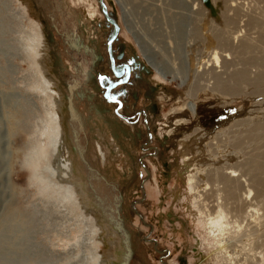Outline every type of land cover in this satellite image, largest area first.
<instances>
[{
  "label": "rangeland",
  "instance_id": "1",
  "mask_svg": "<svg viewBox=\"0 0 264 264\" xmlns=\"http://www.w3.org/2000/svg\"><path fill=\"white\" fill-rule=\"evenodd\" d=\"M69 1L72 15L63 0H0V264H198L207 255L184 206L187 181L179 143L195 134L191 141L202 146L241 117L262 114L254 106L264 96L241 95L256 89L245 84L234 86L238 95L231 98L200 93L198 112L191 115L184 105L190 80L153 83L156 72L125 27L118 0H103L105 7L92 0L97 19L108 27L103 44L97 23L90 24L88 3ZM123 1L129 27L156 43L157 29L182 38L168 30L170 22L190 36L192 46L187 49L185 40V51L201 42L195 39L194 17L183 20L174 13L178 0ZM199 1L203 8L184 3L211 19L209 28L217 33L223 3ZM261 8L248 13L260 18ZM106 12L119 27L117 36ZM241 40L246 41L236 39L234 45ZM212 41L214 49L215 35ZM168 51L163 54L171 59ZM67 158L68 174L72 168L84 178V195L67 191L75 179L49 171ZM259 243L255 238L251 251L258 258Z\"/></svg>",
  "mask_w": 264,
  "mask_h": 264
},
{
  "label": "bare ground",
  "instance_id": "2",
  "mask_svg": "<svg viewBox=\"0 0 264 264\" xmlns=\"http://www.w3.org/2000/svg\"><path fill=\"white\" fill-rule=\"evenodd\" d=\"M83 1L89 5L90 24L94 27L93 23H97L103 44L106 37L104 31L108 27L101 18L97 19L99 12L96 3L92 0ZM178 1L174 6L178 12L174 13L184 17L183 20L194 17L192 21L196 32L195 39L201 41L197 45L194 41V47L188 52L185 51L184 44L186 40L188 42L186 48L190 49L192 46L189 44L190 36L187 32L184 33L180 25L167 21L168 30L174 29L177 38L183 33L182 38L179 37L177 40L172 35L165 36L163 30L157 29L156 34L160 37V42L156 43L152 38L129 27L127 4L123 0H118L125 13V27L128 26L147 63L156 72L152 78L153 83L155 85L166 83V77L178 79L183 84L190 80L191 83L189 82L190 85L185 90V98L188 101H185L184 105L191 115L198 112L199 107L195 100L199 98L200 93L213 92L231 98L238 95L234 86L245 84L256 89L249 94L241 95L264 96V0H218L224 7L223 28L218 29L215 34L216 29L209 28L211 19L203 18L199 12H195L198 9L196 6L191 8L184 3L185 0ZM195 2L203 8L199 0H191L189 4ZM63 6L67 9V14L72 15L71 2L63 0ZM256 6L262 7L260 18L250 16L248 13L249 8ZM122 30L124 33L125 28ZM212 35H215L217 40L214 49ZM234 38L235 40L243 38L246 41L241 40L236 46ZM167 40L174 42L173 48ZM168 49L170 55L174 54L171 59L163 54ZM161 54L163 61L160 62L158 59ZM217 68L221 71L219 72ZM257 106H261L259 111L262 114L249 113L241 117L219 131L216 137L210 141L208 139L202 146L194 144L197 140L191 141V136L195 134L182 139L179 143L183 160L182 172L187 181L184 206L193 222L197 224L198 236L204 238L199 243L204 246L207 255L197 259L200 264L210 261L213 264L217 259L222 261L221 264H239L242 260L244 264H264V102L256 104L254 109ZM58 129L63 147L67 150L68 144L64 136L62 137L64 132L61 130V124H58ZM260 132L263 134L257 135ZM97 151L104 161L105 153L102 147L99 146ZM55 152L59 153V150L55 149ZM68 160V158L65 161L59 160V169L48 170L53 175L56 173L61 177L68 175L75 179L76 183H72L67 191L71 192L73 197H76V194L84 195L86 194L84 178L81 172L76 173L72 168V173L68 174L66 169V166H70ZM255 238L260 240L258 249H263L259 253L260 258L255 254L251 255ZM241 254L244 257L239 259Z\"/></svg>",
  "mask_w": 264,
  "mask_h": 264
},
{
  "label": "water",
  "instance_id": "3",
  "mask_svg": "<svg viewBox=\"0 0 264 264\" xmlns=\"http://www.w3.org/2000/svg\"><path fill=\"white\" fill-rule=\"evenodd\" d=\"M101 3H102V5H103V7H105V5H104V3H103V0H101ZM106 17H107V20H108L111 24H113V25L116 27V30H117L116 36H117L118 33H119V27H118L115 23H113V21L110 19L108 12H106ZM115 39H116V37L111 41L110 46H109V52H110V57H111V59H112V56H111V46H112L113 42L115 41ZM117 75H118L119 77L122 76L120 73H117ZM118 85H119V83H116V84L112 85L109 89H107V97L109 96L111 90H113V89H114L116 86H118ZM108 99H109V101L112 102V103H117V104L119 105V107H122V105H123V103H122L121 101L112 100L111 98H108ZM117 114H119L118 111H117ZM145 121H146V120H145ZM147 129H148V133H149V127H148V126H147ZM149 141H150V140H149ZM149 141H148L147 145H149Z\"/></svg>",
  "mask_w": 264,
  "mask_h": 264
},
{
  "label": "flooded vegetation",
  "instance_id": "4",
  "mask_svg": "<svg viewBox=\"0 0 264 264\" xmlns=\"http://www.w3.org/2000/svg\"><path fill=\"white\" fill-rule=\"evenodd\" d=\"M116 75H117V73H116ZM121 75L123 76V74L121 73ZM118 76V75H117ZM117 104V103H116ZM144 115V117H145V114H142V116ZM149 147V146H148ZM148 153V152H147ZM145 221V220H144Z\"/></svg>",
  "mask_w": 264,
  "mask_h": 264
}]
</instances>
